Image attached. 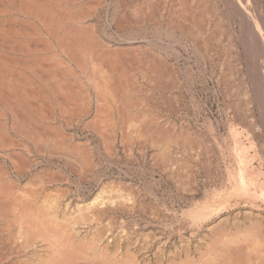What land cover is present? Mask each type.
<instances>
[{
  "label": "bare ground",
  "instance_id": "bare-ground-1",
  "mask_svg": "<svg viewBox=\"0 0 264 264\" xmlns=\"http://www.w3.org/2000/svg\"><path fill=\"white\" fill-rule=\"evenodd\" d=\"M87 1L0 0V264H149L146 255L143 262H134L138 251L130 256L135 249H126L130 242L124 241L126 248L120 242L127 259L121 252L115 258L118 248L103 251L106 239L114 237L110 221L117 210L139 212L150 225L160 224L148 226L154 236L150 231L141 235L159 239L166 264H264V0H97L105 4L108 27L115 24V37L102 30L101 10ZM180 47L183 57H193L195 66L203 62L210 71L208 79L227 110L233 109L231 115L224 110L229 120L212 121L205 114L204 131L196 124L198 103L193 108L189 102L199 110L192 113L195 124L182 113L180 97L186 92L198 100L194 83L207 80L205 70L179 62ZM78 127L92 137H79ZM92 140L108 160L120 158L121 152L128 160L141 157L149 180L177 189L176 201L160 204L154 189L148 200L143 192H132V204L129 195L115 201L110 193L107 199L102 193L110 190L102 182L89 200L54 195L59 185L53 195L48 185L32 187L40 178L49 184L59 177L47 179L60 170L52 167L60 158L80 178L87 173L100 182L105 170L98 169L101 161L93 155ZM119 181L114 180L122 191L128 183ZM105 219H111V226ZM102 221L106 235L100 234ZM83 231L92 232L88 239L93 244L83 234L87 245L80 249L75 236ZM117 240L123 239L112 248L120 246ZM161 259L153 261L161 264Z\"/></svg>",
  "mask_w": 264,
  "mask_h": 264
},
{
  "label": "rangeland",
  "instance_id": "rangeland-1",
  "mask_svg": "<svg viewBox=\"0 0 264 264\" xmlns=\"http://www.w3.org/2000/svg\"><path fill=\"white\" fill-rule=\"evenodd\" d=\"M97 0H95V1H91L90 2V0H88L87 2H89L90 4V6H93V8L94 9H96V8H98V9H100L101 11H99V13L101 14L100 16H99V19H98V22H99V25H100V27L102 28V30L106 33V35L108 34V35H112L113 37H115L116 35H115V33H117L116 31H117V29H116V27H115V24H112L111 26V29H110V27H108V24H107V20L106 19H108L109 17H108V15H106V14H108V12H105L106 10H104L103 8H104V6H105V4L101 7L100 5L101 4H99V2H96ZM125 2H127V1H124L123 2V4L125 3ZM95 3H97V4H99V7H98V5L96 4L95 5ZM122 4V5H123ZM94 6H96V7H94ZM126 9V8H125ZM123 9L122 11L125 13V12H127V10L128 9ZM104 10V11H103ZM125 10V11H124ZM103 11V12H102ZM105 12V13H104ZM106 16V17H105ZM105 17V18H104ZM103 21V22H102ZM104 23V24H103ZM104 25H105V28H103L104 27ZM107 26V27H106ZM110 29V30H109ZM116 29V30H115ZM107 31V32H106ZM118 33H119V31H118ZM116 39V38H115ZM179 50H180V52H182V58L181 59H179V62H181L182 64H183V62L184 63H186L187 61H188V63L189 64H191V65H193V57H189L188 59L186 58V57H183V56H186L185 55V52L181 49V47L179 48ZM184 59V60H183ZM183 61V62H182ZM200 64H197L196 66L195 65H193V71H196V69L198 70L199 69V67L201 68V70H205V73H206V75L204 76V78L206 77V82H204V84H202L201 85V82H196V83H194V86H193V88H195V92H196V99H197V97H198V100H196V101H192V98H191V95H189L188 93H186L185 92V94H183L184 96L183 97H180V99H179V104L182 106H184L185 108H186V110L184 109V107L182 108V113H184V111H185V113H184V115H186L187 114V117L188 118H190V120H192V122L195 124V121L193 120V119H191L192 118V113H194L193 111H195V109H193V108H196V106H198V107H200V111L199 110H196V111H199L198 113H200V114H198V119H197V127L198 128H202L204 131H205V126L203 127V125H202V117L203 116H208L210 119H212V121H215L216 119L215 118H217V120H219V121H223L222 119H224V120H226V118H227V120H229V118H230V115L232 114L231 113V111H233V109L230 107L229 108V106H228V109H230V110H227V105L226 104H224L225 103V101L223 100V98L222 97H219V96H221V94L216 90V87H215V84H213V81H211V80H209L208 79V77H210V74H208L210 71L209 70H207V69H204L205 68V66L204 65H202V64H204L203 62H199ZM198 66V67H197ZM202 67H204V68H202ZM207 75H208V77H207ZM215 87V88H214ZM212 89H214V90H212ZM184 93V92H183ZM215 93V94H214ZM218 93V94H217ZM199 94V95H198ZM189 96V97H188ZM185 97V98H184ZM182 98V99H181ZM184 99V100H183ZM222 99V100H221ZM182 100V101H181ZM187 100H189V101H187ZM199 101V102H198ZM191 103V106L193 107H191L190 106V103ZM184 103V104H183ZM186 103V104H185ZM188 103V104H187ZM196 103H198V104H196ZM194 104H196V106L194 105ZM201 106H200V105ZM189 105V106H188ZM194 105V106H193ZM206 105V106H205ZM226 105V106H225ZM205 106V108H203ZM192 108V109H191ZM202 109H205V110H202ZM224 110H227V111H229V114L230 115H225L226 114V111H224ZM187 111H189V112H187ZM191 111V112H190ZM195 111V112H196ZM204 111V112H203ZM224 111V112H223ZM189 113V114H188ZM190 114H191V116H190ZM206 114V115H205ZM189 115V116H188ZM199 115H200V117H199ZM212 117V118H211ZM229 117V118H228ZM178 118V119H177ZM180 117L178 116V117H176V119L178 120V121H176L177 123L179 122V119ZM198 123H200V124H198ZM200 125V126H199ZM223 125V124H222ZM241 125V124H240ZM239 125V126H240ZM241 127V126H240ZM226 129V128H225ZM224 128H223V126H222V128L220 129L221 130V132H223V133H225L226 132V130H225ZM80 132H79V131ZM74 131L77 133V135L79 136V137H92L91 136V134H90V132L89 131H87V130H85V129H83V131H81L80 130V128L78 127V128H75L74 129ZM89 133V134H88ZM207 134V137L209 136H211V138L213 137L212 136V134L210 133V132H206ZM85 134V135H84ZM208 137V138H209ZM211 138H209V139H211ZM92 142H93V144H92ZM92 142H91V147L94 149V153L96 152V148H97V155H96V153L94 154L93 153V151H92V153H93V155H94V157L96 158V160H98V161H101V162H99V171H102V169H103V171L105 170L106 171V173H105V171H104V173L103 172H100V177H102L101 179L102 180H100V182H97V183H95L96 182V180H93V181H91L92 180V178L90 177V175H88L87 173H83V175L81 174V176H83V177H81L80 178V176H78V172L77 171H75V170H73V167H70L71 165L68 163V161H61V160H64V159H62V158H60V159H56L57 160V162H56V160L55 161H52V162H54V165H52V167H57L56 169H60V170H58V173H57V171H55V172H51L50 174H49V177L47 178V179H49V180H53V178L55 177V176H59V177H57V179H54L51 183H49L48 184V182H47V180L43 177L42 179L40 178V180H37L36 182H35V184L34 185H37V186H34V185H32V187L33 188H35L36 187V190H39V189H43L44 187L43 186H45V185H48V186H45V187H47V188H50V192L52 193H50L51 195H53L55 192V194L54 195H56L57 193L58 194H60V195H62V194H64V193H68L67 194V196H70L71 197V199L72 200H75L76 198H83L84 199V197H85V199H91L92 197H93V195H95V193H97V191L99 190L98 188H100L101 186H100V184H102V183H104L103 185H105L106 187H105V189L107 188L108 190H110V191H108V192H103L102 194L104 195V197L106 196V198L107 199H110L111 197H110V193H111V195H112V193H114V195H112V199H114V198H124V196L123 195H125V196H127V199H128V195H129V197H131V199H130V201L128 200V202L127 203H129V204H132V202H134V196L133 195H135V194H138L139 193V195L141 196L143 193H144V196L145 197H143V196H141L142 198H145L144 200H148L149 199V196H148V194L147 193H149V191H151V190H153L154 191V193H155V195H156V198H157V200H158V202L161 204V203H166L167 205H170L172 202H174V201H176V197H177V189L175 188V187H173V185L172 184H170L169 185V183H165V182H159L157 179H156V181L158 182V183H156V181H155V179H150L151 180V183H150V180H149V178H151L150 177V175H149V171H146L147 170V165H146V162L145 161H142V158L141 157H136V160H138L137 162H136V160H135V158L134 159H130V160H128V159H126L125 158V156L122 154V152H121V154H120V158H121V160H120V158H117V156H114V157H112V156H109V160H111V161H109L108 160V156L106 155H104V152L102 151V149H98V148H101V146L100 145H98L97 144V142H96V140H92ZM211 142V145L213 144L214 145V143L212 142V140L210 141ZM96 148H95V147ZM100 146V147H99ZM223 147H225V145L223 144L222 145ZM214 147V146H213ZM215 148V147H214ZM93 149H91V150H93ZM100 150V151H99ZM102 151V152H101ZM102 153V154H101ZM103 155V156H102ZM124 156V157H123ZM107 157V158H106ZM110 157H111V159H110ZM124 159H123V158ZM35 158L37 159V161H39L40 162V164H47V160H45V158H40V157H38L36 154H35ZM100 158V159H99ZM103 158L104 159H106V160H103ZM114 158V159H113ZM139 158H141V159H139ZM35 159V160H36ZM41 159V160H40ZM112 159H113V161H112ZM125 159H126V161H125ZM123 160V161H122ZM132 160H133V162H132ZM135 160V161H134ZM60 161V162H59ZM107 161H109L108 163H107ZM119 161V163H117ZM128 161V162H127ZM133 164H131L130 162ZM140 161V162H139ZM44 162V163H43ZM111 162V163H110ZM139 162V163H138ZM57 163H58V165H59V167H58V165H57ZM65 163V164H64ZM115 163V165H113ZM116 163H117V165H116ZM123 163V164H122ZM127 164V165H125V164ZM128 163H130V164H128ZM56 164V165H55ZM64 164V165H63ZM104 165V167H103V165ZM111 164V165H110ZM120 164V165H119ZM137 164V165H136ZM142 166H145V170L143 169V168H141V165ZM69 165V166H68ZM122 165V166H121ZM130 165H132V166H130ZM66 168H64V167ZM120 166V167H119ZM137 166H139V168H141V169H139V168H136ZM8 167V170H9V174H11V176L15 179V173H13V172H11L12 171V169H11V167L8 165L7 166ZM61 167V168H60ZM70 167V168H69ZM105 167H107V168H105ZM119 167V168H118ZM124 167V168H123ZM127 167V168H126ZM129 167V168H128ZM135 167V168H134ZM72 168V169H71ZM122 168V169H121ZM128 170H126V169ZM134 168V169H133ZM10 169H11V171H10ZM101 169V170H100ZM121 169V170H120ZM123 169H125V170H123ZM132 169V170H131ZM69 170V171H68ZM131 170V171H130ZM136 170V171H135ZM61 171V172H60ZM119 171H120V173H119ZM124 171V172H123ZM130 171V172H129ZM66 172V173H65ZM77 172V173H76ZM142 172H146V174H144V173H142ZM148 172V173H147ZM54 173V174H53ZM61 173V175L63 174V176H65V177H63V176H60V175H58V174H60ZM69 173V174H68ZM75 173V174H74ZM119 173V174H118ZM125 173H126V175H125ZM132 173H133V175H132ZM135 173V174H134ZM141 173V174H140ZM56 174V175H55ZM72 174V175H71ZM74 174V175H73ZM85 174H86V176H85ZM104 174V175H103ZM107 176H106V175ZM138 174V175H137ZM70 176V177H68V176ZM79 175H80V173H79ZM115 175V176H114ZM124 175V176H123ZM128 175V176H127ZM142 175V176H141ZM51 176V177H50ZM74 176V177H73ZM78 176V177H77ZM85 176V177H84ZM88 176V177H87ZM105 176V177H104ZM111 176V177H110ZM117 176V177H116ZM136 176V177H135ZM140 178H139V177ZM146 176V177H145ZM63 177V178H65V180L63 179V180H59V179H61V178ZM66 177H67V179H66ZM87 177V178H86ZM107 177V178H106ZM120 177V178H119ZM121 177L123 178V179H121ZM128 177H130V178H128ZM56 178V177H55ZM72 178H74V179H72ZM79 178V179H78ZM86 178V179H85ZM91 178V179H90ZM111 179V180H113V181H110L109 179ZM137 178V179H136ZM143 178V179H142ZM145 178H146V180H145ZM157 178V177H156ZM24 179H26V177L24 178ZM78 181H77V180ZM118 179V180H117ZM140 179H142V180H140ZM46 180V181H45ZM57 182H56V181ZM104 180H106L107 181V183H106V181H104ZM114 180L116 181V183H118V182H120L119 180H121V181H124V182H126V183H128V185H124L122 188V191H119L118 189H117V187H119V185L121 184H117L116 185V183L114 182ZM130 180L132 181V183H130ZM67 181V182H66ZM69 181H71L72 183H70L69 184ZM74 181V182H73ZM47 182V183H46ZM64 182H65V184H64ZM102 182V183H101ZM109 182L111 183L110 185H112V186H114L115 187V190H113L114 189V187H112V186H110V188H108L107 186H109ZM142 182H143V184H145V185H143L142 184ZM149 182V183H148ZM153 182V183H152ZM22 183H24V180L22 181ZM37 183V184H36ZM55 183V184H54ZM81 183V184H80ZM89 183V184H88ZM113 183V184H112ZM115 183V184H114ZM135 183V184H134ZM141 185H140V184ZM156 183V184H155ZM45 184V185H44ZM63 184L65 185V186H63ZM67 184H68V186H67ZM76 184H78L77 186H76ZM82 184H85V185H82ZM93 184V185H92ZM130 184V185H129ZM139 184V185H138ZM152 184H154L153 186H155V188L152 186V187H150V185H152ZM166 184H168V185H166ZM52 185V186H51ZM57 185H59V187L57 186ZM71 185V186H70ZM80 185V186H79ZM102 185V186H103ZM148 185V186H147ZM157 185H159V187L157 186ZM163 185V186H162ZM59 188V189H57L56 191L54 190V188H57V187ZM61 186H63V187H61ZM76 186V187H75ZM90 186V187H89ZM128 186V187H127ZM130 186H132V187H130ZM134 186V187H133ZM142 186H144V187H142ZM147 186V187H146ZM163 188H162V187ZM165 186V187H164ZM167 186H168V190H170L169 191V193H168V190H167ZM38 187V188H37ZM43 187V188H42ZM66 187H67V189H66ZM70 187V188H69ZM81 187V189H79ZM82 187L84 188V189H82ZM137 187V188H136ZM146 187V188H145ZM157 187V188H156ZM173 188V190H175V191H173L172 190V188ZM60 188H61V190H60ZM64 189V191H63V189ZM78 188V189H77ZM130 188V190H129V192L130 193H125V190H128ZM131 188H132V190H131ZM69 189H71L72 190V192L69 190ZM75 189H76V191H75ZM88 189H90V190H88ZM107 189L105 190V191H107ZM119 191H117V190ZM125 189V190H124ZM141 189V190H140ZM142 189H144L143 191H142ZM67 190V191H66ZM82 190H83V193H82ZM97 190V191H96ZM112 190H113V192H112ZM148 190V191H147ZM172 190V191H171ZM55 191V192H54ZM58 191H63L62 193L61 192H58ZM75 191V192H74ZM87 191V192H86ZM96 191V192H95ZM115 191V192H114ZM124 191V192H123ZM136 192L135 194L133 193L132 194V192ZM164 191V192H163ZM78 192V194L76 195V193ZM80 192V193H79ZM90 192V193H89ZM94 192V193H93ZM128 192V191H127ZM143 192V193H142ZM173 192H174V194H173ZM85 193V194H84ZM117 193H119V195H117ZM122 193V194H121ZM123 193H125V194H123ZM57 194V195H58ZM73 194V195H72ZM75 194V195H74ZM86 194H87V196H86ZM106 194H109V195H106ZM120 194H121V196H120ZM127 194V195H126ZM168 194H170V195H168ZM172 194V195H171ZM176 194V195H175ZM103 195H102V197H103ZM147 195V196H146ZM80 196V197H79ZM107 196H109V197H107ZM117 196V197H116ZM160 198H159V197ZM171 196V197H170ZM173 196V197H172ZM176 196V197H175ZM175 197V198H174ZM104 199L105 201H107V199ZM118 198L117 199H114L115 201H118ZM122 199H120V200H122ZM171 199V200H170ZM87 200V201H88ZM125 200H126V198H125ZM131 200H133V201H131ZM160 200L162 201V202H160ZM166 200V201H165ZM170 200V201H169ZM165 201V202H164ZM131 202V203H130ZM165 204V205H166ZM145 205H146V203H145ZM84 206V205H83ZM84 208V207H83ZM146 208V207H145ZM117 212V213H116ZM116 212H114V213H116L115 214V216H114V218H113V220H108V219H105V220H107L106 222L108 223L107 225H110L111 226V223L113 224V226H111L112 227V231L115 233V234H113V236L114 237H116V235H120V233H122L121 235H127L129 238H125L126 237V235H125V237L123 238V237H121V235L119 236L120 237V239H123V240H117V243H120V242H122V244H123V242L125 241V242H127V245L129 246L130 245V243H131V245L129 246L130 248H126V244H125V242H124V246H125V248L128 250H130V249H133L134 247H135V249H133V251L131 250L130 252H129V254H130V256H131V254H132V256H133V253H135V251H138L134 256L136 257H134V262H136V263H138V262H143L144 261V259H145V257H146V259H147V257H149L148 258V260H150L149 262V264H156V257L158 258H162L163 259V261H162V259H161V261H162V263L164 262L165 264H166V260H168V255H165L164 253H163V251L161 250V247H162V243L159 241V243H158V240L159 239H156L155 237L153 238V237H148L149 235V231H150V226L153 224V225H156V223H152L151 225H150V223H149V219L148 218H146V216L145 215H142V214H139V212L137 213V212H124V213H122V211H120V210H117ZM120 213H122V214H120ZM134 215H133V214ZM141 215V216H139V215ZM120 216H121V219L122 218H124V219H122V220H118V218H120ZM129 216V217H128ZM130 216H133V217H130ZM115 217H117V219L115 218ZM134 217H136L135 218V220H137L136 221V224L138 225H135V221L133 220L134 219ZM139 217V218H138ZM142 217H143V219H142ZM129 218V220H127ZM130 218H132V220H130ZM146 218V219H145ZM138 219H140L139 221H138ZM104 220V221H105ZM123 220H124V222H123ZM144 220V221H143ZM104 221H102L101 223H100V228H102L103 227V223H104ZM111 223H110V222ZM122 221V222H121ZM130 222L129 224H130V226H129V224H127L126 225V222ZM131 221H134L133 223L131 222ZM146 221H147V223H146ZM115 222V223H114ZM117 222H119V223H117ZM117 223V224H116ZM122 225H121V224ZM124 223V224H123ZM143 223V224H142ZM146 225H145V224ZM118 224H120V225H118ZM140 224H142V226L140 225ZM158 224V223H157ZM80 225V224H79ZM78 224L77 225H75V227L76 226H79ZM118 225V226H117ZM133 225H135V226H137V227H135V226H133ZM150 225V226H149ZM102 226V227H101ZM105 226H106V223H105ZM123 226V227H122ZM145 227L144 229H142L141 227ZM147 226V227H146ZM148 226H149V228H148ZM156 226H160V224H158V225H156ZM107 227V226H106ZM105 227V228H106ZM109 227V226H108ZM114 227H116V228H118L119 227V229H116V228H114ZM127 227L130 229V231L132 232H130L129 231V229L127 230V231H129L128 233H130V234H128V233H125V231H126V229H127ZM132 228V230H133V228L135 229V230H131V228ZM140 227V228H139ZM104 228V227H103ZM102 228V229H103ZM120 228H121V230L122 231H124V232H120L121 230H120ZM126 228V229H125ZM147 228V229H146ZM117 231H116V230ZM140 229H142V231H143V233H142V231L141 232H139L140 231ZM64 230H65V233H68V231L70 230L69 228H66V227H64ZM118 230H120V231H118ZM139 230V231H138ZM106 231H107V229H103V230H101V232H100V234L101 235H104V234H102V232L103 233H105V235H106ZM116 231V232H115ZM137 232V233H133V232ZM89 232V233H88ZM92 232H94V230L92 231ZM92 232H90V231H87V234H86V231L84 232H82V235H81V233H78V232H76V233H78V235L77 236H79V237H77V236H75L76 238H78V240L75 238V240L78 242L79 241V243L78 244H80V249L82 248V245H83V248L85 247L84 245L86 244L87 245V243H88V245H90L89 244V242L91 243V239L89 238L88 239V237H90V234H92ZM112 232V233H113ZM120 232V233H119ZM144 232H145V235H148L147 236V238L145 237V235H141V234H144ZM65 233H64V235H65ZM119 233V234H118ZM124 233V234H123ZM138 233H140L139 234V236H138ZM146 233H148V234H146ZM150 236H154V234H152V232L150 231ZM83 234H85V235H87L86 237H87V240H86V237L84 238V235ZM132 234H134V236L132 235ZM135 234H137V235H135ZM95 235H97L98 236V232H96L95 231ZM131 235V236H130ZM83 238H82V237ZM117 236V237H118ZM137 236V237H136ZM141 236V237H140ZM41 237V236H40ZM99 237H100V235H99ZM98 237V238H99ZM105 237V236H104ZM114 237H109L108 239H106V237L105 238H102V239H104V240H101V242H99V243H101L100 244V247H103V245L102 244H104V243H106L105 242V239H106V241H107V243H106V246H105V244H104V248H103V251H105V252H108L110 249L113 251V250H117V248H118V252H116L115 253V255H116V257L115 258H118L119 257V253L121 252H124L123 253V255L120 253V257L122 256V257H126V259H127V256L128 257H130L129 256V254L127 255L125 252H126V250H125V248H124V250L122 249L124 246H122V244L120 243V246H119V244H117L119 247H117V246H114V247H116V249H113L112 247H111V245L113 246V245H115L116 244V239H119V237L117 238L116 237V239H114ZM133 237V238H132ZM140 237V238H139ZM144 237V238H143ZM97 238V239H98ZM133 239V241L131 240V239ZM141 238H143V239H141ZM150 238V239H149ZM39 240H40V238H38ZM111 239V240H110ZM114 240V242H113V240ZM124 239H126V240H124ZM127 239H130V240H127ZM136 241H135V240ZM144 239H146V240H144ZM149 239V240H148ZM154 239H156V240H154ZM82 240H86V242L89 240V242H87V243H85V244H83V242H82ZM57 242H61V241H59V240H56ZM104 241V242H103ZM111 241V242H110ZM133 242V244H132V242ZM135 241V242H134ZM143 241V242H142ZM153 241V242H152ZM155 241H156V243H155ZM43 242H45V241H43ZM76 242V243H77ZM103 242V243H102ZM113 242V243H112ZM130 242V243H129ZM138 242V243H137ZM148 242H150L148 245L146 244V243H148ZM142 243V244H141ZM156 245L157 243H158V246H156V248H155V245ZM93 243H91V245H92ZM110 244V245H109ZM109 245V246H108ZM144 245H145V248H143L144 247ZM97 246H99V245H97ZM142 247V248H140V247ZM149 246V247H148ZM152 246H153V248H152ZM161 246V247H160ZM87 247V246H86ZM88 247H91V246H88ZM107 247V248H106ZM121 247V248H120ZM138 247H139V249H138ZM82 248V249H83ZM106 248V249H105ZM147 248H148V250H147ZM86 249H88V248H86ZM85 249V250H86ZM105 249V250H104ZM120 249H121V251H120ZM138 249V250H137ZM141 249V250H140ZM144 249V250H143ZM150 249V250H149ZM156 249V250H155ZM128 250V251H129ZM142 250H143V252H142ZM154 250V251H153ZM112 251H109L108 253L110 254V252L112 253ZM141 251V252H140ZM147 251V252H146ZM157 251H159L158 253H156ZM162 251V252H161ZM86 252H90L89 251V249L86 251ZM114 252V251H113ZM154 254H153V253ZM143 253V254H142ZM160 253V254H159ZM139 254H141L140 256H139ZM155 254H157L156 256H155ZM159 254V255H158ZM117 255H118V257H117ZM126 255V256H125ZM143 255V256H142ZM146 255V256H145ZM148 255V256H147ZM161 255H164V256H162L161 257ZM138 256L141 258H138ZM145 256V257H144ZM153 256H155V257H153ZM166 256V257H165ZM113 257H114V255H113ZM143 258V259H142ZM151 258V259H150ZM153 258H155V261H153ZM169 258H170V255H169ZM174 258V257H173ZM120 259H122V258H120ZM124 259V258H123ZM126 259H125V261H126ZM145 259V260H146ZM135 260H137V261H135ZM139 260V261H138ZM141 260H143V261H141ZM165 260V261H164ZM161 261H160V263H161ZM148 261H146V264H148L147 263ZM153 262V263H152ZM158 262V261H157ZM159 263V262H158ZM157 263V264H158ZM161 263V264H162ZM163 263V264H164ZM139 264H145V261L143 262V263H139Z\"/></svg>",
  "mask_w": 264,
  "mask_h": 264
}]
</instances>
